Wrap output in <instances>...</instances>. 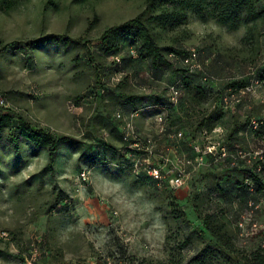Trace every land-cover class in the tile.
<instances>
[{
	"label": "rangeland",
	"instance_id": "obj_1",
	"mask_svg": "<svg viewBox=\"0 0 264 264\" xmlns=\"http://www.w3.org/2000/svg\"><path fill=\"white\" fill-rule=\"evenodd\" d=\"M4 1L11 9L0 10V93L8 107L0 108V117L13 120L0 141V264H245L264 247V194L253 196L255 209L236 189L264 155V142L253 134L264 119V21L252 30H230L189 13L174 31L156 30L165 49H196L199 71L212 80L201 104L192 90L186 94L189 104L170 109L174 117L185 115L195 133L203 112L218 107L224 135L236 122L251 119L254 126L239 133L236 145L245 158L231 151L238 168L218 159L185 166L188 155L177 153L178 141H158L152 162L165 173H186L185 185L173 189L139 182L112 158L114 120L125 104L121 95L168 98V87L183 69L168 55L172 65L155 70L162 74L156 80L147 63L129 59L131 44L124 42L126 74L115 75L100 38L144 12L146 0ZM237 80L252 81L251 91L230 96L226 85ZM18 116L77 140L60 148L53 172L45 170L46 151L36 152L24 141L15 152L11 134ZM135 126L143 136L155 135L152 119L135 120ZM199 134L202 148L216 142V135L207 141ZM260 181L264 187V174ZM208 214L225 223L231 249L219 248L206 231Z\"/></svg>",
	"mask_w": 264,
	"mask_h": 264
},
{
	"label": "trees",
	"instance_id": "obj_2",
	"mask_svg": "<svg viewBox=\"0 0 264 264\" xmlns=\"http://www.w3.org/2000/svg\"><path fill=\"white\" fill-rule=\"evenodd\" d=\"M76 2H86L87 0H75ZM147 9L134 19H130L122 24L114 25L108 28L100 38V41L105 45L106 56L112 58L115 75L124 76L126 74L125 68L127 66V59L122 55V46L124 42L131 44L129 49V59L135 60L138 64L147 63L154 75V71L166 67H171L169 56H174L183 64V69L180 71L176 81L171 85L178 84L182 90V96L178 104H173L170 98H164L159 95L151 96H128L122 94L124 99V108L117 113L123 116L130 117L137 115L136 120L148 121L159 114H164L167 124L168 133L176 134L179 131L184 133V138L179 143L165 136L164 140L169 142H176L177 153L179 155H188L191 158L195 157L193 145H201V138L197 133H204L205 140L207 135H212L214 130L220 127L222 123L223 112L218 107H215L210 112L205 111L201 115L199 124L196 127V132H190L191 123L186 121L185 115H172L173 109H182L184 104H189L187 95L192 90H195L197 97L200 96L196 102L201 104L208 96L206 86L212 82L210 75L199 70H192L184 63L189 55V51L177 49L174 47H166V49L159 45L157 41L156 30L160 29L164 32L174 31L176 28L185 24L188 20L189 13H193L203 21L214 19L218 23L226 26L230 30H238L243 26H251L252 30L258 25L259 21H264V0H146ZM9 10L11 6L4 0H0V10ZM67 40V39H66ZM198 52V51H197ZM118 59V60H116ZM198 62L201 64L200 53L198 52ZM161 75H154L156 80H160ZM127 76V75H125ZM126 77H124L125 79ZM120 83H122L124 81ZM263 80V79H261ZM257 79L258 81H261ZM170 85V86H171ZM169 86V87H170ZM252 86L250 80L232 81L226 85V90L230 96L241 94L242 91ZM168 87V91H169ZM101 95V93H99ZM169 94V92H168ZM4 95V94H2ZM194 97H191L193 101ZM2 108V107H0ZM172 109V110H170ZM170 110V111H169ZM150 111V112H149ZM114 120V127L112 133L116 141L112 146V158L117 166L128 171L139 182H151V184L158 185L155 181L145 173L135 175L133 172V156H137L139 152L131 149L129 143L125 141L123 123L117 119ZM189 116V115H187ZM18 124L15 131L11 134V144L15 152L18 154L22 142H27L36 152L46 151L48 153V163L45 170L54 171V165L60 148L63 145H74L78 143L77 140L71 136H59L54 132L31 125L24 117L18 116ZM11 115H2L0 117V141L5 128L12 122ZM260 126L259 129H257ZM248 127L254 128L251 119L244 123L236 122L235 127L228 133H223V145L226 146L228 155L225 158H216L213 155H206L205 159L214 160L220 164L228 163L233 167L238 168L240 163L233 161L230 156L232 152L238 154L241 150L239 133L246 131ZM253 134L256 139L264 142V119L258 121L254 128ZM257 129V130H256ZM203 130V131H202ZM199 134V135H200ZM232 151V152H231ZM231 152V153H230ZM239 158L238 156L236 157ZM263 165L262 161H257L251 165L250 174H248L242 183L236 186L237 193L244 200L247 207L250 204L257 203L253 201L254 195H263L264 187L261 185V178L264 170L259 171V167ZM260 181V182H259ZM167 188L169 184L165 183ZM62 195V194H59ZM61 200V199H60ZM174 208L177 207L175 202L171 204ZM203 224L206 231L215 240L217 246L223 250H228L233 247L232 238L226 229L225 223L216 214H208L203 219ZM197 262L199 259H196ZM141 264H161L152 261H143ZM245 264H264V247H259L256 251L246 257Z\"/></svg>",
	"mask_w": 264,
	"mask_h": 264
},
{
	"label": "built area",
	"instance_id": "obj_3",
	"mask_svg": "<svg viewBox=\"0 0 264 264\" xmlns=\"http://www.w3.org/2000/svg\"><path fill=\"white\" fill-rule=\"evenodd\" d=\"M118 60V59H116ZM186 65H188L192 70H201V65L198 62V52L196 49H191L189 55L186 59L183 60ZM251 91V87L242 91L241 94H246ZM169 98L173 104H178L182 96L181 87L178 84L171 85L169 87ZM0 107L7 108L8 102L4 95L0 93ZM138 117L137 115H132L130 117L123 116L122 114L117 115V119L123 123V130L125 141L129 143L131 149H135L139 152L137 156H133V172L135 175L140 173H145L155 181L161 183H168L169 186L173 189H180L185 185L186 173L184 171L175 172L174 168H171L169 172L165 173L163 166L156 165L152 162L153 158L157 155V142L164 140L165 136H169L175 141H182L184 138V133L182 131L177 132L176 134L168 133V124L164 114H159L152 119V123L156 126V132L154 136H143L135 126V120ZM212 135H216V142L209 141L208 145L204 148L201 145H193L195 157L191 158L189 156L184 157L185 160L183 163L185 166L190 167H200L202 161L205 159L206 155H213L216 159L219 155V158H225L228 155L226 146H224L222 136L223 130L221 127H218L214 130ZM212 135H207L208 139ZM239 158H245L246 154L242 151L238 152ZM260 161L263 162V165L259 167L260 170H264V155L261 156ZM84 180L88 178L84 175ZM259 207L255 203H251L250 207ZM243 227V224H240ZM254 228H257V225H253Z\"/></svg>",
	"mask_w": 264,
	"mask_h": 264
}]
</instances>
